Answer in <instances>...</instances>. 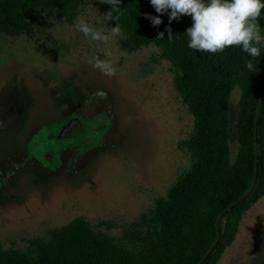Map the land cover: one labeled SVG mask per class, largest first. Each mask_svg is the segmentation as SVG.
Here are the masks:
<instances>
[{"label": "rangeland", "instance_id": "rangeland-1", "mask_svg": "<svg viewBox=\"0 0 264 264\" xmlns=\"http://www.w3.org/2000/svg\"><path fill=\"white\" fill-rule=\"evenodd\" d=\"M104 15L89 3L77 19L111 28ZM122 38L92 42L75 23L56 17L38 25L32 39L0 34L3 248L24 249L78 218L119 237L190 167L180 145L192 133L193 117L174 90L170 65L153 46L122 51ZM93 56L109 60L114 75L88 64ZM239 99L235 90L233 160ZM73 121L83 132L63 140ZM219 264H264V198L243 219Z\"/></svg>", "mask_w": 264, "mask_h": 264}, {"label": "trees", "instance_id": "trees-1", "mask_svg": "<svg viewBox=\"0 0 264 264\" xmlns=\"http://www.w3.org/2000/svg\"><path fill=\"white\" fill-rule=\"evenodd\" d=\"M89 3L110 11L101 0H0V34L32 39L38 25L55 17L73 25ZM120 8L118 21L109 20L111 27L120 25V49L133 53L153 46L172 69L174 90L193 117L192 133L180 145L190 167L119 237L78 218L29 240L24 249L0 246V264H219L243 219L264 198V51L253 61L257 71L249 72L250 58L239 47L216 54L189 49L190 16L169 25L168 15L156 13L149 0H122ZM145 14L159 15L162 23L153 26ZM258 22L264 32V15ZM235 90L240 99L233 160ZM71 128L63 140L75 137L74 121Z\"/></svg>", "mask_w": 264, "mask_h": 264}, {"label": "clouds", "instance_id": "clouds-1", "mask_svg": "<svg viewBox=\"0 0 264 264\" xmlns=\"http://www.w3.org/2000/svg\"><path fill=\"white\" fill-rule=\"evenodd\" d=\"M156 13L167 14L169 25L181 16L191 17L192 25L187 28V47L200 53H221L230 47H239L250 58L245 68L249 72H256L257 65L253 61L261 56L264 51V32L258 22L264 15V0H149ZM108 4L110 11L104 15V20L118 21L122 0H101ZM153 26H159L162 19L159 15L145 14ZM75 29L83 37L92 42L106 44L112 38L121 35L119 23L115 27H93L84 19L78 18ZM168 40L173 34L169 26ZM164 32H159L157 39L162 40ZM111 53L104 52L108 57ZM88 64L98 69L105 76L115 73L113 64L107 59L93 56L88 59Z\"/></svg>", "mask_w": 264, "mask_h": 264}, {"label": "water", "instance_id": "water-1", "mask_svg": "<svg viewBox=\"0 0 264 264\" xmlns=\"http://www.w3.org/2000/svg\"><path fill=\"white\" fill-rule=\"evenodd\" d=\"M83 132V127L78 123L74 128V136H78Z\"/></svg>", "mask_w": 264, "mask_h": 264}, {"label": "flooded vegetation", "instance_id": "flooded-vegetation-1", "mask_svg": "<svg viewBox=\"0 0 264 264\" xmlns=\"http://www.w3.org/2000/svg\"><path fill=\"white\" fill-rule=\"evenodd\" d=\"M79 122H76V121H74V125L76 126L77 124H78ZM80 124V123H79ZM75 126H74V128H75ZM74 131V130H73Z\"/></svg>", "mask_w": 264, "mask_h": 264}]
</instances>
